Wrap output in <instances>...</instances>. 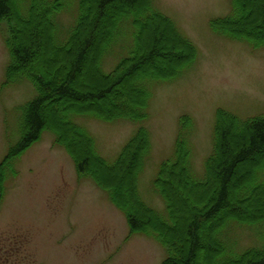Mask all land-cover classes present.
I'll use <instances>...</instances> for the list:
<instances>
[{
	"label": "trees",
	"instance_id": "obj_1",
	"mask_svg": "<svg viewBox=\"0 0 264 264\" xmlns=\"http://www.w3.org/2000/svg\"><path fill=\"white\" fill-rule=\"evenodd\" d=\"M115 1L123 5L109 16L101 38L94 41L93 32L100 25V18ZM257 2L263 15L255 19L264 25V0ZM250 3L251 0H232L230 11L215 17L212 24L231 38L264 47V29L248 27L252 19ZM66 9L71 13L68 22L61 19ZM0 21L6 25L4 39L8 49L2 85L28 78L35 88V94L20 107L17 138L9 143L0 159V198L6 180L17 173L15 161L19 154L47 128L53 132L54 141L70 154L76 170L89 175L106 190L109 199L123 211L130 230L150 234L164 245L165 255L159 264H264V242L235 250L227 240L234 223L264 220V209L244 215L241 207L256 192L264 203V180L260 174L264 168V114L240 117L218 108L213 146L201 172L191 165L189 143L179 128L171 155L160 161L152 179L164 202L163 213L146 203L138 188V174L150 149L144 125L134 130L110 161L97 151L92 134L76 119L78 115L104 120L146 118L148 80L179 74L196 56L192 40L177 28L171 17L155 7L153 0L140 3L136 0H0ZM148 23H154L153 30L159 33L165 28L172 37L169 51L178 59L165 71L149 63L154 56H162L163 51L155 47L142 51L143 30ZM40 25L44 26L43 36L37 30ZM126 33L132 38L126 53L111 69L104 70L103 56L114 53V45ZM174 48L178 50L173 52ZM90 52V67L96 82L80 89L76 83ZM52 61L58 63L56 67ZM124 79L130 81L131 92L119 93L114 106L103 108L95 101L85 102L104 98L114 88L120 90ZM67 99L79 103L66 104ZM236 135L241 140L234 142L232 136ZM81 146L85 147L83 151ZM123 172L128 176L127 189L122 186ZM214 179L218 180L215 190ZM192 190L198 194L188 197L187 192ZM232 196L236 206L207 224ZM176 198L182 199L188 210L182 232L177 223ZM201 223L207 227L205 240Z\"/></svg>",
	"mask_w": 264,
	"mask_h": 264
},
{
	"label": "rangeland",
	"instance_id": "obj_2",
	"mask_svg": "<svg viewBox=\"0 0 264 264\" xmlns=\"http://www.w3.org/2000/svg\"><path fill=\"white\" fill-rule=\"evenodd\" d=\"M115 2L100 18V25L93 32L94 41L101 38L109 16L123 5ZM140 2L136 0V3ZM153 3L192 40L196 56L182 67L179 74L148 80L146 118L104 120L78 115L76 119L92 134L97 151L110 161L134 130L140 124L144 125L150 149L138 174V188L146 203L163 213L164 202L152 179L160 161L171 155L179 128H182L181 135L189 143L191 165L201 172L213 146L218 108L240 117L264 114V47L231 38L213 27L212 20L228 13L232 0H153ZM250 8L252 19L248 27L264 29L263 22L255 19L263 15L257 0H251ZM69 18L71 13L66 9L61 13V19L68 22ZM153 27L154 23L144 26L142 51L150 47L163 51L162 56H154L149 63L165 71L177 61L178 56L169 51L172 50L169 32L164 28L159 33ZM37 30L43 36L44 26L40 25ZM6 33L5 22L0 21V159L9 143L17 138L21 105L35 94L28 78L2 85L8 60ZM155 36L157 39H154ZM131 40V34L126 33L114 45V53L103 56L101 65L104 70L111 69L117 59L126 53ZM178 48H174L173 52ZM91 55L92 52L88 54L82 76L76 83L80 89L96 82L90 67ZM52 63L53 67L58 64L55 61ZM42 65L45 67L46 64ZM130 85V81L124 79L120 90L114 88L104 98L87 99L85 102L95 101L103 108L112 107L117 103L119 93L131 92ZM65 103L79 102L67 99ZM232 138L234 142L241 140L238 135ZM84 149V146L80 147L81 151ZM15 166L17 173L6 180L0 198V264H159L165 255L164 245L155 237L130 230L123 211L89 175L76 170L72 157L54 141L50 129H42L38 139L19 154ZM261 170L264 180V168ZM122 174V186L127 189L128 176L124 172ZM213 182L215 190L218 180ZM196 194L198 191L187 192L188 197ZM174 203L182 232L188 210L184 208L182 199L176 198ZM236 204L232 196L228 204L217 210L206 223L216 220ZM241 207L244 215H248L263 211L264 203L256 192ZM200 231L205 240L207 227L202 223ZM227 240L235 250L262 244L264 220L234 223L228 231ZM181 242L183 244V240Z\"/></svg>",
	"mask_w": 264,
	"mask_h": 264
}]
</instances>
